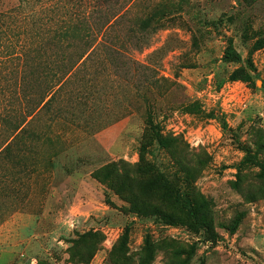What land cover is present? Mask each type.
Segmentation results:
<instances>
[{"label": "rangeland", "instance_id": "rangeland-1", "mask_svg": "<svg viewBox=\"0 0 264 264\" xmlns=\"http://www.w3.org/2000/svg\"><path fill=\"white\" fill-rule=\"evenodd\" d=\"M0 264H264V0H0Z\"/></svg>", "mask_w": 264, "mask_h": 264}, {"label": "trees", "instance_id": "trees-1", "mask_svg": "<svg viewBox=\"0 0 264 264\" xmlns=\"http://www.w3.org/2000/svg\"><path fill=\"white\" fill-rule=\"evenodd\" d=\"M151 23L149 20L144 21L141 25L140 28L141 30H146L150 27ZM230 56V53H228ZM228 58V57H226ZM249 70L251 71L253 69V65L252 63H249ZM255 70V69H253ZM232 81H236V80H240L243 81L245 83H250L252 81V75L247 72L246 70L242 69H238L236 71H234L231 75V79ZM51 99H49L48 101H46L43 105V108L50 105L51 103ZM145 136L147 139H155L157 142H160L161 144L164 143V139H161L159 136V133L157 132V123L155 122V120L153 119L152 116H148L147 121H146V131H145ZM110 170V168H108V171ZM121 180L127 181L125 179V177L123 176H119Z\"/></svg>", "mask_w": 264, "mask_h": 264}]
</instances>
